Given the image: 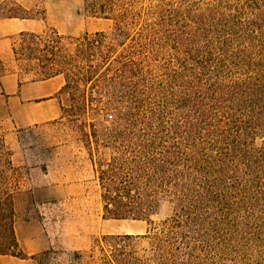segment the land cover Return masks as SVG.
Segmentation results:
<instances>
[{
	"label": "trees",
	"instance_id": "16d2710c",
	"mask_svg": "<svg viewBox=\"0 0 264 264\" xmlns=\"http://www.w3.org/2000/svg\"><path fill=\"white\" fill-rule=\"evenodd\" d=\"M228 30L214 43L220 52H179L163 82L137 60L115 56L103 33L19 34L21 52H46L30 82L62 75L59 94L80 116L115 114L110 128L81 130L88 150L109 149L93 162L103 218L150 226L103 237L88 264H203L208 250L234 256V264L264 258L256 251L264 248V22ZM2 164L11 165L0 137ZM166 205L170 217L154 223ZM13 224L12 197L2 191L0 255L26 259Z\"/></svg>",
	"mask_w": 264,
	"mask_h": 264
},
{
	"label": "rangeland",
	"instance_id": "374dc122",
	"mask_svg": "<svg viewBox=\"0 0 264 264\" xmlns=\"http://www.w3.org/2000/svg\"><path fill=\"white\" fill-rule=\"evenodd\" d=\"M103 6L107 15L100 16ZM1 18L33 20L38 26L30 32L34 34L54 30L76 38L103 33L115 48V56L137 60L152 71L155 82H163L168 70L175 69L179 52H220L214 43L229 33V24L264 22V0H0ZM120 31L124 36L118 37ZM21 49L16 35L15 52L0 61V76L14 75L28 83L44 70L46 52ZM29 68L33 71L26 72ZM59 91L51 97L59 107L54 119L28 126L11 116L0 120V137L11 164L0 167V192L12 197L15 235L25 223L32 232L44 231L41 237L48 248L35 256L38 264H88L87 256L97 257L98 248H92L103 237L144 234L150 226L143 221L103 218L93 162L107 158L109 149L91 144L88 150L81 130L90 132L93 123L99 131L110 128L115 114L80 116L73 99ZM171 213L166 205L151 220L158 224ZM256 251L264 254V248ZM217 252L208 250L203 264H234V256ZM262 259H252L251 264H264Z\"/></svg>",
	"mask_w": 264,
	"mask_h": 264
},
{
	"label": "crops",
	"instance_id": "0c3cea01",
	"mask_svg": "<svg viewBox=\"0 0 264 264\" xmlns=\"http://www.w3.org/2000/svg\"><path fill=\"white\" fill-rule=\"evenodd\" d=\"M26 6L29 7L28 3ZM38 29L33 20L26 18L0 19V61L14 52V41L20 33H30ZM60 76L23 83L14 75L0 76V120L11 116L14 122L24 126L54 119L59 114V107L53 97L62 87ZM12 108L15 113L9 114ZM11 111V112H12ZM19 124V123H18ZM30 224L25 223L16 231L17 241L26 259H19L7 255H0V264H38L35 257L48 248L41 237L44 231H31ZM22 229V233L20 231ZM21 234V238L20 235Z\"/></svg>",
	"mask_w": 264,
	"mask_h": 264
}]
</instances>
